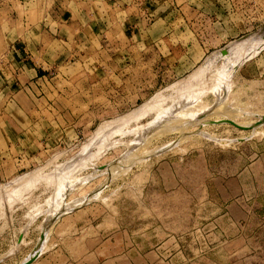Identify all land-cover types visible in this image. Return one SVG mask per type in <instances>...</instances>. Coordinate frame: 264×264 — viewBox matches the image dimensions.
Instances as JSON below:
<instances>
[{"label":"rangeland","instance_id":"374dc122","mask_svg":"<svg viewBox=\"0 0 264 264\" xmlns=\"http://www.w3.org/2000/svg\"><path fill=\"white\" fill-rule=\"evenodd\" d=\"M262 28L264 0H0V264L33 248L43 214L28 213L80 156L71 181L89 178L67 199L101 187L74 209L112 221L123 264L150 252L161 264H264V125H189L147 140L143 161L124 157L159 102L183 104L190 91L212 106L213 54ZM261 45L228 79L224 107L241 122L264 113ZM148 103L122 134L82 151L101 125Z\"/></svg>","mask_w":264,"mask_h":264},{"label":"bare ground","instance_id":"6f19581e","mask_svg":"<svg viewBox=\"0 0 264 264\" xmlns=\"http://www.w3.org/2000/svg\"><path fill=\"white\" fill-rule=\"evenodd\" d=\"M263 43H264V29L262 28L261 30H259L256 33L250 34V35L245 36L241 39L230 42L228 44L227 48L223 47L225 50L224 53L221 52L222 48L217 53H214L213 56H218L222 60L221 66L219 68L216 67L217 69L214 70L215 73L212 76V78H214L213 84H211L212 87L211 88L207 87L208 89H211L210 91L213 93V96L215 98L214 104L212 106L205 104L204 102H202L200 97H199L200 98V101H199L198 97L195 94L196 92L194 93L195 94L194 95V94L190 93V91L181 92L176 97L178 100L181 99L182 101H185V102H183V104L178 103V102H172L170 105L160 106V104H159L160 102L158 101L159 106H158V104L157 105L155 104L156 107L154 106V108H155L154 115L155 116L150 121H148L147 123H145L141 126L139 125L140 127H138V130H137L138 132H136L137 134L138 133L139 134L137 135V137H135L132 140V143L130 142L131 143L130 146L128 145V148L126 149V152L124 153L125 159L128 158L127 161H130V162H133L135 160H138V161L145 160V157L147 156V154L149 152V151H147V149L144 148V145L147 144L146 141L147 140L150 141L151 138H153V136H156L157 134H162V133L167 132V131H169V132L172 130L178 131V129L181 130V129L186 128V127L188 128L189 125H192V126L195 125V126H198V128H199V127H203V126L208 125L210 121H217L218 122L221 120H232L235 123L240 124V125H249V124L256 122L264 113L258 114L256 120L253 122H241V121L237 120L238 114H235L236 112L233 113V111H231L233 109H231V108L228 109V108L224 107V105H225V102H227L226 97L229 95L228 93H229L230 85H229L228 79L230 77L231 72L233 70H235L237 68V66L244 61V58L246 56H248L250 52L256 51L259 47L262 46L261 44H263ZM250 55H252V54H250ZM210 60H211V58L206 62V65L210 64V62H209ZM204 69L206 70V68H204ZM208 70H209V68L206 71H208ZM208 75H210V74H208ZM201 88H203V87H201ZM205 89H206V87H205ZM194 91H196V90L194 89ZM194 91H192V92H194ZM203 91H205L204 88H203ZM228 97H229L228 99H230V96H228ZM228 101H230V100H228ZM227 104H228V102H227ZM151 108H152V106L149 105V103H148V104L140 107L139 109L133 111L130 115H127L124 118H119V120L116 119L117 121H115L114 123L101 125L99 127V129L96 131V133L94 134L93 140H91L90 143L84 144L82 151L88 150L87 148H89V146L96 144L98 141H99V143H100V141H104L102 139L105 137L107 138V136L109 134H112V132H114V133L115 132H121V134H122L123 131H121V129L124 128L123 126L125 124H127L129 119L135 117L136 115H138L142 112L144 113L147 109H148L147 111H151L150 110ZM154 108L152 110H154ZM234 109H236V107H234ZM242 115L245 116L246 114L243 113ZM179 119L181 122L179 121ZM222 124H227V123H222ZM215 125H217V124H215ZM262 125H264V123L255 126L254 128L251 129L252 133L251 132L250 133L251 134L261 133L260 131H258V128ZM187 128H186V130H187ZM198 128H197V131L199 130ZM126 130L129 131V129H126ZM183 130L185 131V129H183ZM201 130L202 129L200 128V131H199L200 133L202 132ZM202 134L203 133L200 134V137ZM204 134H206V133H204ZM191 135H193V134H191ZM202 136L205 137L206 135H202ZM206 137H208V135ZM183 139H185V138H183ZM180 141L181 140H179V142ZM104 142L101 145L99 144V149L102 148V146H104ZM159 149H158V151H159ZM90 155L92 156V153ZM84 159L85 158L80 156L78 159H76L74 161V166L77 167L78 165H82V163L83 164L87 163L88 161H85L87 158L85 160ZM89 159H90V157H89ZM126 163L127 162H125L124 165H126ZM121 165L123 166V164H121ZM127 165H129V164H127ZM112 166H114V165L112 164ZM116 166L119 168L118 165H116ZM94 167H95V165H94ZM108 168H106V169H108ZM118 168H117V170H119ZM122 169H120L119 171H121ZM97 170H98V168H95L94 173H96ZM103 170L104 169L102 168V171ZM59 171H61V172L65 171V167L60 168L57 172H53V174L56 176V181H53L54 186H55L54 187L55 190H53L54 193L52 194V196L50 195L51 197L48 198L49 200H46L47 203H46L45 207L42 209L37 208L36 211H34L32 213H28L29 217H27V218H30V220H32V218L34 217V215L36 213L45 214V217L42 220L43 224H41L40 228H39L40 232L43 231L45 233V238H46V233H48L47 230H48L49 226L52 224V221L56 215L61 214V213H65V212L73 209L74 207L80 206V204H83L86 201L96 199V196L99 195V191L101 189V187H100L88 195H83L80 199H77V200H72V201L67 200V199H65V196L67 195V193L71 192L76 186L83 185L84 184L83 181L87 180V178H89V175L84 176V177H79V178L77 177L75 183H72L71 178H69L65 182H62V181L59 182ZM125 171H127V170L125 169ZM125 171H123V172H125ZM71 172L74 173V169L70 167L69 172L67 174L70 175ZM112 172H114V171H111V173ZM123 172H121V173L123 174ZM34 173L37 174L38 172L37 173L34 172ZM91 174H93V173H91ZM33 175H32V177H33ZM35 178H37V177H35ZM35 178H33V179H35ZM109 178H110V176H109ZM33 179H32V181H33ZM37 180H35V181H37ZM23 182H25V181L23 180ZM23 184H25V183H23ZM50 215H52V216H50ZM22 241H23V238L21 239V242Z\"/></svg>","mask_w":264,"mask_h":264},{"label":"crops","instance_id":"0c3cea01","mask_svg":"<svg viewBox=\"0 0 264 264\" xmlns=\"http://www.w3.org/2000/svg\"><path fill=\"white\" fill-rule=\"evenodd\" d=\"M74 161L65 166V171H59V182H65L71 178L67 173L69 168L74 166ZM74 208L55 216L47 230L41 252L31 264L125 263V254L119 249L112 221L106 218L94 224L88 216L83 217L87 214L83 213L84 208ZM44 217L45 214H43ZM29 252L25 255L27 256ZM138 257H143L141 264H146V257H150L151 264H161L154 261V254L151 252ZM19 262L14 261L12 264Z\"/></svg>","mask_w":264,"mask_h":264},{"label":"water","instance_id":"95a60500","mask_svg":"<svg viewBox=\"0 0 264 264\" xmlns=\"http://www.w3.org/2000/svg\"><path fill=\"white\" fill-rule=\"evenodd\" d=\"M221 52L222 53L225 52L224 48H222ZM222 123L230 124V125L234 126L235 128H237L239 130H243V131L251 130L255 126L264 123V114L256 122L249 124V125H240V124L235 123L232 120H221L218 122L217 121H210L209 122V124H222ZM22 238H23V234H21L18 237V240H17L18 244L21 243ZM44 240H45V233L43 231H41L39 233V236H38V239H37L35 245L31 249V251L28 253V255L22 261H20L19 263H16V264H31L39 256V254L41 252L42 245L44 243Z\"/></svg>","mask_w":264,"mask_h":264}]
</instances>
